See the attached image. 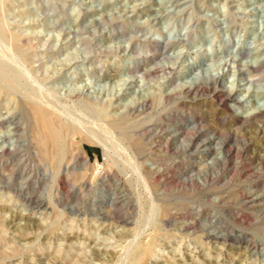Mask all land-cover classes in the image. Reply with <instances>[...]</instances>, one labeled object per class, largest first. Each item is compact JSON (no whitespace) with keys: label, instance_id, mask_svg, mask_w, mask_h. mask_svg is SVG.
I'll list each match as a JSON object with an SVG mask.
<instances>
[{"label":"rangeland","instance_id":"obj_1","mask_svg":"<svg viewBox=\"0 0 264 264\" xmlns=\"http://www.w3.org/2000/svg\"><path fill=\"white\" fill-rule=\"evenodd\" d=\"M0 77V264H264V0H0Z\"/></svg>","mask_w":264,"mask_h":264},{"label":"bare ground","instance_id":"obj_2","mask_svg":"<svg viewBox=\"0 0 264 264\" xmlns=\"http://www.w3.org/2000/svg\"><path fill=\"white\" fill-rule=\"evenodd\" d=\"M8 58V57H7ZM259 57H257L256 63L259 61ZM1 78V77H0ZM196 79H200L199 75L196 76ZM28 93V92H27ZM35 112L37 114V118L41 127L45 131V143L48 144L52 149V153H50V157L54 163L58 162L60 156H65L67 153V148L64 144L63 140V126L58 125L52 115L47 112V110L35 106ZM83 116V115H82ZM79 122V121H78ZM62 124V123H61ZM76 127V126H75ZM97 127V126H96ZM77 128V127H76ZM42 130V129H41ZM67 131V130H66ZM94 132V131H93ZM86 133V132H85ZM65 134V133H64ZM42 137V135H41ZM44 140V139H43ZM42 141V139H41ZM44 143V145H45ZM66 143V142H65ZM105 151V154L109 153V148H107L106 144H102ZM116 145V144H115ZM68 146V145H67ZM48 151V150H47ZM108 155V154H107ZM120 159V158H119ZM111 160V159H110ZM140 170V169H139ZM113 172V171H112ZM102 179V178H101ZM63 189V188H62ZM113 200V199H112ZM156 200V199H155ZM125 216V215H124ZM190 228V227H189ZM123 233V232H122ZM122 240V239H121ZM152 247L149 245L139 244L135 247L134 259L135 261L143 259L149 253L152 252Z\"/></svg>","mask_w":264,"mask_h":264}]
</instances>
